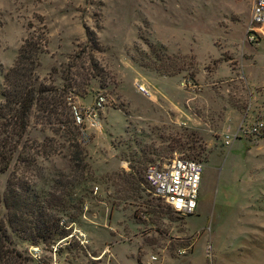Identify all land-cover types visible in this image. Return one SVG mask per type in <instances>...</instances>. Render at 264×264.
<instances>
[{"label":"rangeland","instance_id":"374dc122","mask_svg":"<svg viewBox=\"0 0 264 264\" xmlns=\"http://www.w3.org/2000/svg\"><path fill=\"white\" fill-rule=\"evenodd\" d=\"M251 6L0 0V107L5 73L23 41L41 33L40 81L79 105L98 91L107 98L97 124L73 134L32 110L0 172L15 264H147L151 256L153 264H264V137L225 141L264 114V35L250 38ZM75 149L85 170L72 164ZM174 157L203 165L190 215L172 211L144 178L149 165ZM9 179L22 200L17 231L3 201Z\"/></svg>","mask_w":264,"mask_h":264},{"label":"trees","instance_id":"16d2710c","mask_svg":"<svg viewBox=\"0 0 264 264\" xmlns=\"http://www.w3.org/2000/svg\"><path fill=\"white\" fill-rule=\"evenodd\" d=\"M45 43L43 33L28 36L19 48L14 64L5 73V87L2 92L4 103L0 107V119H4V122L2 121L0 126L6 136L0 139V172L7 170L28 126L33 109L43 112L40 116L44 117L47 123L60 125L54 129L55 132L64 127L68 133L73 134L74 129H79L71 118L67 96L59 92L56 86L40 81L36 73V68L40 65L39 55L43 52ZM82 152V149H75L71 161L73 166L85 170L86 163ZM3 201L10 212V228L17 231L18 227L14 224L22 200L12 179H9ZM25 204L29 214L28 198H25ZM18 257L20 253L11 246L6 223L0 217V264H15Z\"/></svg>","mask_w":264,"mask_h":264},{"label":"built area","instance_id":"2783aa9c","mask_svg":"<svg viewBox=\"0 0 264 264\" xmlns=\"http://www.w3.org/2000/svg\"><path fill=\"white\" fill-rule=\"evenodd\" d=\"M250 38L264 35V0H252L249 19ZM135 88L144 96L151 97V91L139 80L134 82ZM71 118L78 128L85 125L95 126L99 110L107 102L103 91H98L91 104L79 105L72 95L67 96ZM239 135H261L264 137V114L254 118L245 125L241 121L233 133L225 134V141L229 142ZM203 171L201 162L184 157H174L167 163H154L146 168L144 173L153 193L160 197L168 207L177 214H193L197 206L198 189ZM155 256H151L147 264H153Z\"/></svg>","mask_w":264,"mask_h":264}]
</instances>
